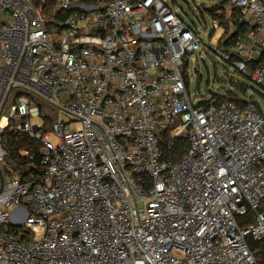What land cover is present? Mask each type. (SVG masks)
Wrapping results in <instances>:
<instances>
[{
  "label": "built area",
  "instance_id": "obj_1",
  "mask_svg": "<svg viewBox=\"0 0 264 264\" xmlns=\"http://www.w3.org/2000/svg\"><path fill=\"white\" fill-rule=\"evenodd\" d=\"M229 3L264 91V0ZM204 45L167 0H0V264H264V107L192 98Z\"/></svg>",
  "mask_w": 264,
  "mask_h": 264
},
{
  "label": "rangeland",
  "instance_id": "obj_2",
  "mask_svg": "<svg viewBox=\"0 0 264 264\" xmlns=\"http://www.w3.org/2000/svg\"><path fill=\"white\" fill-rule=\"evenodd\" d=\"M219 0H167L168 4L186 20L191 27H197L201 31L205 45L202 50L192 56L187 68L188 88L190 95L195 101L208 97V89L218 91L220 94H232L243 97L240 87L246 86L249 93L254 94L256 99L264 107V91L253 81L247 79L235 67L221 59L216 53L220 46V38L224 34L221 26L213 31V19L208 15V9ZM202 11L207 13L202 14ZM226 21L228 22V34L231 35L233 27L229 22L232 8L226 7ZM197 69V72H195ZM59 119H64L65 115L61 111H55ZM33 124H42L43 118L32 119ZM12 209H10L11 211Z\"/></svg>",
  "mask_w": 264,
  "mask_h": 264
},
{
  "label": "trees",
  "instance_id": "obj_3",
  "mask_svg": "<svg viewBox=\"0 0 264 264\" xmlns=\"http://www.w3.org/2000/svg\"><path fill=\"white\" fill-rule=\"evenodd\" d=\"M33 2L36 5V7L42 10L44 14H48L50 9H53L54 6L56 5V0H33ZM228 4L232 8L230 18H229V22L231 26L233 27V32L231 35L228 34V25H227L228 22L226 21V11H225ZM206 9H208L207 10L208 15H210L212 19H217L220 23V27L222 26L224 28V34L222 35L220 39V47H224L226 49L231 48L235 43L236 36L245 30L244 26L238 23V17H239L238 9L233 8L230 5L229 0H219L218 2L214 4V6L210 8H206ZM204 13H207V12L202 11V14ZM235 59L237 58L233 56L232 60H235ZM247 79L250 80L249 77ZM240 91L243 93L244 95L243 97H246L249 93L246 86L240 87ZM240 98L242 97H237L232 94H227V95L220 94L218 96L216 95L213 99H215L216 102L229 100V101L236 102L239 105H244L247 103L246 100L241 101ZM168 138H169V133L166 132L163 136L164 141L162 143L165 144ZM8 140H9L11 157L14 158L18 162L19 165L27 163V160L22 158L19 155V151L31 145L28 137L24 133H22L20 130H18L16 133L15 132L9 133ZM32 145H33V148L36 150L38 147V144L34 142L32 143ZM187 148H188V143L186 140H178L174 146V149L170 152L171 154H173L174 159H178L180 156H182V154H184ZM37 162L38 164H40V159H37ZM242 221L244 223L252 222L253 217L252 216L245 217L244 219H242ZM249 243H250V247L252 248V250L258 251L259 253L257 255V260L260 262H264V244L261 242L252 240V239H249Z\"/></svg>",
  "mask_w": 264,
  "mask_h": 264
},
{
  "label": "water",
  "instance_id": "obj_4",
  "mask_svg": "<svg viewBox=\"0 0 264 264\" xmlns=\"http://www.w3.org/2000/svg\"><path fill=\"white\" fill-rule=\"evenodd\" d=\"M195 72H197V69H195ZM208 93L211 95H217L218 94L216 91H213L211 89H208Z\"/></svg>",
  "mask_w": 264,
  "mask_h": 264
}]
</instances>
